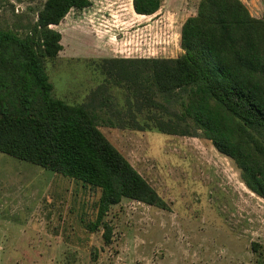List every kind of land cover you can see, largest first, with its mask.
Wrapping results in <instances>:
<instances>
[{
	"label": "rangeland",
	"instance_id": "rangeland-1",
	"mask_svg": "<svg viewBox=\"0 0 264 264\" xmlns=\"http://www.w3.org/2000/svg\"><path fill=\"white\" fill-rule=\"evenodd\" d=\"M133 1L90 0L89 8L71 10L52 27L63 49L45 67L54 96L67 104L108 88L111 111L96 110L99 130L167 209L123 199L103 216L111 228L106 243L99 189L0 153V264H264V199L211 141L160 133L150 120L160 109L128 115V100L135 108L141 97L114 76V61L181 56L182 27L201 0H160L151 16L138 15ZM240 1L264 20V0ZM45 2L0 0V30L28 35ZM153 100L166 107L165 118L179 112L161 96Z\"/></svg>",
	"mask_w": 264,
	"mask_h": 264
},
{
	"label": "trees",
	"instance_id": "trees-1",
	"mask_svg": "<svg viewBox=\"0 0 264 264\" xmlns=\"http://www.w3.org/2000/svg\"><path fill=\"white\" fill-rule=\"evenodd\" d=\"M159 5L133 1L143 16L154 15ZM90 6V0H46L28 35L0 30V153L99 189L98 225L103 223L110 243L111 228L102 220L112 206L123 199L163 210L167 205L99 130L96 110L110 108L105 85L80 105L54 96L45 61L63 47L52 27L71 10ZM180 47L177 59L114 61V76L133 84L142 100L135 108L128 100V115L160 109L150 118L160 133L211 141L235 163L246 187L264 199V20L240 0H201L182 27ZM158 96L179 112L165 118L166 107L153 100ZM133 127L144 130L138 122Z\"/></svg>",
	"mask_w": 264,
	"mask_h": 264
},
{
	"label": "crops",
	"instance_id": "crops-1",
	"mask_svg": "<svg viewBox=\"0 0 264 264\" xmlns=\"http://www.w3.org/2000/svg\"><path fill=\"white\" fill-rule=\"evenodd\" d=\"M162 38L164 39V41H165V40H167V41H168V38H167V37L163 36ZM162 38L160 39V42H162V41H161V40H163ZM180 54L182 55V54H183V51H181V53H180ZM129 58H132V59H133L134 57H129ZM137 58H138V57H136V56H135V58H134V59H137ZM177 58H178V57H177ZM177 58H176V59H177Z\"/></svg>",
	"mask_w": 264,
	"mask_h": 264
}]
</instances>
